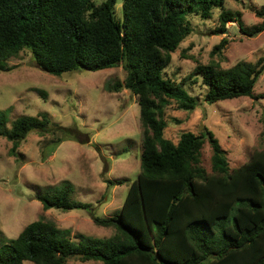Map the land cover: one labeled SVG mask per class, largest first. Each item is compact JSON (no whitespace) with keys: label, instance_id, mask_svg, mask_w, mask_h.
<instances>
[{"label":"trees","instance_id":"trees-1","mask_svg":"<svg viewBox=\"0 0 264 264\" xmlns=\"http://www.w3.org/2000/svg\"><path fill=\"white\" fill-rule=\"evenodd\" d=\"M224 1L122 0L120 19L115 0H0V70H9L7 59L24 48L40 69L57 75L121 64L123 80L107 81L105 87L137 94L143 127L140 170L120 208L108 216L91 211L93 221L112 226L113 233L71 234L41 215L15 237L7 238L0 230V264H66L70 257L102 264H264V148L230 169L209 128L184 130L176 142L164 134V110L171 100L186 110L198 103L196 95L164 72L171 53L192 30L187 16L209 17ZM254 12L262 21L246 27L240 11L223 8L214 31L233 20L243 33L255 35L264 29V7ZM226 43L222 37L211 53H219ZM195 70L208 85L207 101L251 96L264 57L228 67L198 63ZM56 126L45 110L18 115L9 124L0 110V135L11 141L12 154L30 131L52 132ZM204 138L212 150L211 172L201 163ZM104 180L108 186L124 181ZM73 189L63 181L35 193V198L44 209L90 211L92 204L72 197Z\"/></svg>","mask_w":264,"mask_h":264},{"label":"rangeland","instance_id":"rangeland-1","mask_svg":"<svg viewBox=\"0 0 264 264\" xmlns=\"http://www.w3.org/2000/svg\"><path fill=\"white\" fill-rule=\"evenodd\" d=\"M100 2L101 0H95ZM264 7V0H225L212 8L206 18L193 13L187 17L191 32L171 53L166 76L196 95L193 110L178 108L170 101L164 113L166 137L176 142L180 133H199L209 128L225 150L228 166L235 168L249 160L252 152L264 148V70L253 87V94L210 102L204 99L208 85L196 72L198 63H218L228 67L240 60L264 57V29L255 35L243 33L237 23L228 20L224 29L218 13L223 8L240 11L243 24L251 27L262 21L254 9ZM115 14L122 19V0H115ZM222 37L226 45L219 53L211 49ZM9 70H0V110L9 120L21 114L45 110L57 126L51 132L30 131L20 141L16 154L10 153L11 141L0 135V230L15 237L30 221L43 215L71 234L81 232L107 236L112 226L96 224L92 213L108 216L120 208L129 182L140 170L142 124L137 94L123 88L109 91L105 84L123 80L121 64L97 70L78 68L60 74L40 69L31 51L22 49L7 59ZM64 127L61 129L59 126ZM57 138H61L57 142ZM211 147L207 138L201 148V163L211 168ZM105 178L122 183L107 185ZM69 181L72 197L92 204L91 210L56 207L44 209L35 193L49 186ZM23 264H35L23 260ZM66 264H102L100 260L70 257Z\"/></svg>","mask_w":264,"mask_h":264}]
</instances>
